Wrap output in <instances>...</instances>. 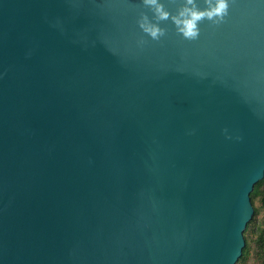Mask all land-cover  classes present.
<instances>
[{"label": "water", "instance_id": "95a60500", "mask_svg": "<svg viewBox=\"0 0 264 264\" xmlns=\"http://www.w3.org/2000/svg\"><path fill=\"white\" fill-rule=\"evenodd\" d=\"M223 2L0 0V264L237 263L264 0Z\"/></svg>", "mask_w": 264, "mask_h": 264}, {"label": "trees", "instance_id": "16d2710c", "mask_svg": "<svg viewBox=\"0 0 264 264\" xmlns=\"http://www.w3.org/2000/svg\"><path fill=\"white\" fill-rule=\"evenodd\" d=\"M250 200L254 214L244 230L245 246L236 264H247L252 258L257 264H264V178L255 184Z\"/></svg>", "mask_w": 264, "mask_h": 264}, {"label": "clouds", "instance_id": "9594fccd", "mask_svg": "<svg viewBox=\"0 0 264 264\" xmlns=\"http://www.w3.org/2000/svg\"><path fill=\"white\" fill-rule=\"evenodd\" d=\"M225 9H226L225 3L223 2V0H220V3L218 5V7L214 10V13H208V15L211 16L213 14L222 13ZM201 15H204V14L203 13H201V14H195L194 13L192 16V20L185 22V35L186 36H189V37L195 36V31H194L195 21L200 19ZM153 35H155V32H153Z\"/></svg>", "mask_w": 264, "mask_h": 264}, {"label": "rangeland", "instance_id": "374dc122", "mask_svg": "<svg viewBox=\"0 0 264 264\" xmlns=\"http://www.w3.org/2000/svg\"><path fill=\"white\" fill-rule=\"evenodd\" d=\"M254 206H259L258 204H256V205H254ZM261 218V215H259V219ZM247 264H257L256 262H255V260L252 258V260L250 259L249 261H248V263Z\"/></svg>", "mask_w": 264, "mask_h": 264}]
</instances>
